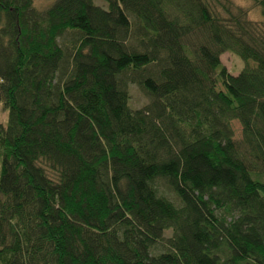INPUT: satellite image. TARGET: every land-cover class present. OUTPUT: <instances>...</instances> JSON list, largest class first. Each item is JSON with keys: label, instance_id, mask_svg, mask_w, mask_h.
I'll use <instances>...</instances> for the list:
<instances>
[{"label": "trees", "instance_id": "trees-1", "mask_svg": "<svg viewBox=\"0 0 264 264\" xmlns=\"http://www.w3.org/2000/svg\"><path fill=\"white\" fill-rule=\"evenodd\" d=\"M103 1L0 0V264H264V26Z\"/></svg>", "mask_w": 264, "mask_h": 264}, {"label": "rangeland", "instance_id": "rangeland-1", "mask_svg": "<svg viewBox=\"0 0 264 264\" xmlns=\"http://www.w3.org/2000/svg\"><path fill=\"white\" fill-rule=\"evenodd\" d=\"M53 0H33L34 6L43 10L48 7ZM232 8H242L246 11L247 18L258 24L259 26H264V20L260 15V11L254 5V0H229ZM94 4L99 5L103 8H106V3L103 0H94ZM66 37V36H65ZM64 37V38H65ZM220 63L223 65L227 71L232 74H237L243 66H245V62L241 60L236 54L224 51L219 56ZM127 91H128V104L131 109H140L144 105L149 102V97L147 94L135 83L128 82L127 83ZM7 123V110L3 107L0 102V124L5 126ZM230 125L233 130V138L236 141H240L242 137L241 125L237 120H231ZM155 184L159 191L162 194H165L168 198L174 200V195L170 191V189L166 186L164 180L157 179ZM170 232L167 231L164 235L169 236Z\"/></svg>", "mask_w": 264, "mask_h": 264}]
</instances>
